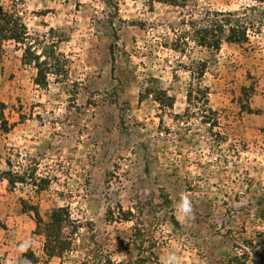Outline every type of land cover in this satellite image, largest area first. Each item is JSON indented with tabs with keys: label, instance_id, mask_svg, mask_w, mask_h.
Wrapping results in <instances>:
<instances>
[{
	"label": "rangeland",
	"instance_id": "rangeland-1",
	"mask_svg": "<svg viewBox=\"0 0 264 264\" xmlns=\"http://www.w3.org/2000/svg\"><path fill=\"white\" fill-rule=\"evenodd\" d=\"M0 8V264H264V0ZM62 207L48 257L32 209Z\"/></svg>",
	"mask_w": 264,
	"mask_h": 264
},
{
	"label": "trees",
	"instance_id": "trees-1",
	"mask_svg": "<svg viewBox=\"0 0 264 264\" xmlns=\"http://www.w3.org/2000/svg\"><path fill=\"white\" fill-rule=\"evenodd\" d=\"M12 23L10 26V38L18 44H25L26 31L25 28L19 23V19L15 15L4 12L0 8V36L2 32V24L6 25ZM244 34V33H243ZM217 46V45H216ZM216 49L218 47H215ZM29 52L28 50H26ZM28 62L31 58L26 56ZM4 178L11 188H14L18 183H23L19 175L4 172L1 179ZM35 215V231L34 234L42 239V251L48 257H63L71 252L73 236L78 230L77 222L71 219L68 208L62 207L53 210L44 221L39 215L36 208L32 209ZM117 218L111 211L107 212L108 221H114ZM121 220H128L122 218ZM38 258L31 251H27L21 256L19 264H37ZM110 264V261H108Z\"/></svg>",
	"mask_w": 264,
	"mask_h": 264
},
{
	"label": "clouds",
	"instance_id": "clouds-1",
	"mask_svg": "<svg viewBox=\"0 0 264 264\" xmlns=\"http://www.w3.org/2000/svg\"><path fill=\"white\" fill-rule=\"evenodd\" d=\"M181 208L185 213H189L191 211V205L186 197H182ZM168 264H177V257L175 256L169 257Z\"/></svg>",
	"mask_w": 264,
	"mask_h": 264
}]
</instances>
